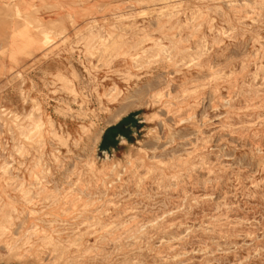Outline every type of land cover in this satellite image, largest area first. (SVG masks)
I'll list each match as a JSON object with an SVG mask.
<instances>
[{"label":"rangeland","instance_id":"1","mask_svg":"<svg viewBox=\"0 0 264 264\" xmlns=\"http://www.w3.org/2000/svg\"><path fill=\"white\" fill-rule=\"evenodd\" d=\"M10 1L0 264H264V0Z\"/></svg>","mask_w":264,"mask_h":264},{"label":"trees","instance_id":"2","mask_svg":"<svg viewBox=\"0 0 264 264\" xmlns=\"http://www.w3.org/2000/svg\"><path fill=\"white\" fill-rule=\"evenodd\" d=\"M124 123V121H123ZM123 123H121L120 125L118 126H115V127H112L110 128L109 130H107L105 136H104V139H103V142L102 144L106 146L107 143V137L110 135V142H109V146H112L114 144V138L117 136V135H122L124 133V130L122 128L123 126Z\"/></svg>","mask_w":264,"mask_h":264},{"label":"crops","instance_id":"3","mask_svg":"<svg viewBox=\"0 0 264 264\" xmlns=\"http://www.w3.org/2000/svg\"><path fill=\"white\" fill-rule=\"evenodd\" d=\"M11 1L10 0H0V12L4 14L3 16L6 18V20H9L11 22ZM6 22V21H5Z\"/></svg>","mask_w":264,"mask_h":264},{"label":"bare ground","instance_id":"4","mask_svg":"<svg viewBox=\"0 0 264 264\" xmlns=\"http://www.w3.org/2000/svg\"><path fill=\"white\" fill-rule=\"evenodd\" d=\"M14 11V10H13ZM15 17V16H14ZM92 43V42H91ZM47 44V43H46Z\"/></svg>","mask_w":264,"mask_h":264}]
</instances>
